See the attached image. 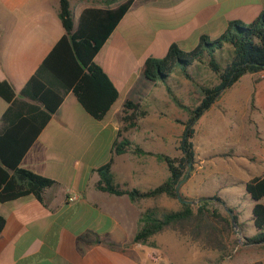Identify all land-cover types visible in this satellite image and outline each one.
Segmentation results:
<instances>
[{
    "label": "crops",
    "instance_id": "obj_1",
    "mask_svg": "<svg viewBox=\"0 0 264 264\" xmlns=\"http://www.w3.org/2000/svg\"><path fill=\"white\" fill-rule=\"evenodd\" d=\"M68 1L76 26L83 9L113 8L123 0ZM58 10L59 0H0V80L9 82L16 96L64 33ZM260 14H264V0H133L94 56L116 86L118 98L96 120L71 91L64 95L20 162L55 183L44 190L42 201L28 195L0 202V215L5 219L0 230V264H167V251L158 235L155 246L133 241L140 212L154 206L161 196L134 203L126 194L96 188L97 169L110 157L114 182L124 188L145 191L167 177L165 165L159 162L163 176L156 180L154 155L136 154L131 149L111 153L115 140L125 137L131 146L136 143L132 133L121 129L118 112L127 99L141 103L133 91L150 92L140 75L147 57L164 56L172 43L189 51L201 35L214 40L228 21L250 23ZM133 17L145 27L146 35L122 30ZM7 107L0 97V117ZM70 195L77 198L69 201ZM163 196L157 205L170 209ZM166 198L169 205L170 198Z\"/></svg>",
    "mask_w": 264,
    "mask_h": 264
},
{
    "label": "trees",
    "instance_id": "obj_2",
    "mask_svg": "<svg viewBox=\"0 0 264 264\" xmlns=\"http://www.w3.org/2000/svg\"><path fill=\"white\" fill-rule=\"evenodd\" d=\"M133 0H123L113 8L87 7L74 26L68 0H59L58 17L64 33L41 61L16 96L12 85L0 80V97L8 103L2 113L0 127V202L32 195L42 201L44 190L55 181L20 165L22 157L60 106L64 95L71 91L82 108L94 119L101 120L118 98V90L94 56L131 6ZM219 54V55H218ZM198 62L217 75L213 85L199 84L188 71ZM182 73L199 87L202 98L193 108H187L189 117L180 142L181 155L170 156L143 150L123 137L115 140L112 154L129 149L136 154L154 155L165 165L167 177L148 190L127 189L115 183L111 173L112 158L97 169L96 188L115 195L126 194L137 203L144 198L157 199L162 195L177 199V208H162L155 204L140 212L133 241L155 246L154 237L173 231L180 238L198 243L202 248L224 252L227 239L238 223L234 207L225 204L219 196L200 197L189 201L180 192V183L194 161L193 123L207 111L220 94L245 74L264 71V14L250 23L228 21L224 32L211 40L201 35L198 44L189 51L172 43L162 57H147L141 68L143 77L163 84L172 99L177 101L168 81L172 72ZM174 73V72H173ZM123 106L131 110L123 117L134 119L146 112L141 103L127 99ZM130 126L134 123L130 122ZM127 126V125H126ZM244 189L254 201L251 219L256 231L246 237L248 244L264 243V173L244 183ZM218 206H222L225 213ZM5 219L0 215V230ZM255 264H262L256 262Z\"/></svg>",
    "mask_w": 264,
    "mask_h": 264
},
{
    "label": "rangeland",
    "instance_id": "obj_3",
    "mask_svg": "<svg viewBox=\"0 0 264 264\" xmlns=\"http://www.w3.org/2000/svg\"><path fill=\"white\" fill-rule=\"evenodd\" d=\"M121 28L130 30L132 35H146L145 27L137 17L129 18ZM136 43L138 45L141 41ZM188 71L199 84L217 83V75L205 64L195 62L188 67ZM173 72L168 84L181 106L172 99L163 84L144 80L141 73L143 86L151 90H147L148 93L142 86L145 95L135 91L132 94L139 97L140 109L146 113L137 112L136 118L124 120L123 117L130 115L131 110L122 107L118 114L122 121L121 129L132 133L134 143L148 146L154 150L153 153L180 156V142L189 117L187 108L193 109L200 102L202 93L182 73ZM123 98L122 94L121 100ZM130 122L134 125L130 126ZM193 128L194 161L180 183V192L189 201L214 195L221 197L226 205L234 207L239 225L235 223L224 252L202 248L194 241L180 238L173 231L158 234L159 244L167 251L166 263L264 264V243L248 244L246 241V237L255 233L256 229L251 219L254 201L244 189L248 179L264 173V71L245 74L225 89L193 123ZM155 164L156 180H159L163 176L162 166L156 158ZM165 168L163 166L166 173ZM163 197L165 207L179 206L177 199L170 198L168 205L166 196ZM157 203H162V196L156 200ZM218 208L225 213L222 206Z\"/></svg>",
    "mask_w": 264,
    "mask_h": 264
},
{
    "label": "built area",
    "instance_id": "obj_4",
    "mask_svg": "<svg viewBox=\"0 0 264 264\" xmlns=\"http://www.w3.org/2000/svg\"><path fill=\"white\" fill-rule=\"evenodd\" d=\"M77 198V195H70L69 197H68V200L69 201H73V200H75Z\"/></svg>",
    "mask_w": 264,
    "mask_h": 264
},
{
    "label": "water",
    "instance_id": "obj_5",
    "mask_svg": "<svg viewBox=\"0 0 264 264\" xmlns=\"http://www.w3.org/2000/svg\"><path fill=\"white\" fill-rule=\"evenodd\" d=\"M233 225L235 226L236 224H235V223H233Z\"/></svg>",
    "mask_w": 264,
    "mask_h": 264
}]
</instances>
